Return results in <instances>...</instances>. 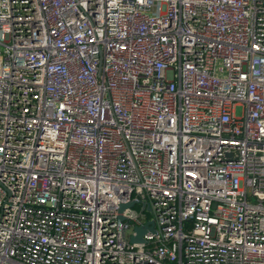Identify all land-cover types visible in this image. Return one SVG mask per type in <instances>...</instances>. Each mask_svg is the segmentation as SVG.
<instances>
[{"label":"built area","instance_id":"built-area-1","mask_svg":"<svg viewBox=\"0 0 264 264\" xmlns=\"http://www.w3.org/2000/svg\"><path fill=\"white\" fill-rule=\"evenodd\" d=\"M0 264H264V0H0Z\"/></svg>","mask_w":264,"mask_h":264},{"label":"water","instance_id":"water-1","mask_svg":"<svg viewBox=\"0 0 264 264\" xmlns=\"http://www.w3.org/2000/svg\"><path fill=\"white\" fill-rule=\"evenodd\" d=\"M135 203H136L135 201H131V202H128V203H121L120 204V212H122L126 207L132 206ZM119 217H121L120 219H124L125 218L122 215H120ZM151 225H152V221H148V222L144 223V225L137 226L135 228L137 234L133 235L131 237V240L132 241H141V242L145 241V239H144L145 233L148 230L155 231L154 228Z\"/></svg>","mask_w":264,"mask_h":264},{"label":"rangeland","instance_id":"rangeland-1","mask_svg":"<svg viewBox=\"0 0 264 264\" xmlns=\"http://www.w3.org/2000/svg\"><path fill=\"white\" fill-rule=\"evenodd\" d=\"M237 111H238V112H237V114H238V113H239V108H237Z\"/></svg>","mask_w":264,"mask_h":264}]
</instances>
